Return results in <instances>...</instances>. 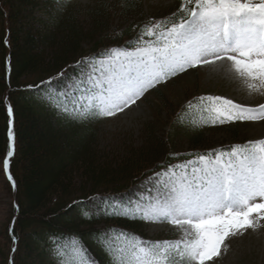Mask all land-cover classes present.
I'll return each instance as SVG.
<instances>
[{
	"label": "trees",
	"instance_id": "trees-1",
	"mask_svg": "<svg viewBox=\"0 0 264 264\" xmlns=\"http://www.w3.org/2000/svg\"><path fill=\"white\" fill-rule=\"evenodd\" d=\"M77 5L73 0H0L1 165L10 143L13 151L11 180L5 176L13 201L2 232L1 264H37L35 252L40 264H60L57 247L72 238L82 243L92 264H111L101 240L112 230L149 242L145 219L130 214L140 180L195 156L250 143L241 120L212 123L207 113L186 114L190 101L208 96L189 84L188 76L198 69L191 68L151 91L154 117L144 123L140 145L116 140L117 154L103 149L104 117L73 118L55 106L54 98L65 93L86 61L112 49L134 48L150 23L185 17L179 12L181 0L174 9L145 19L143 0ZM174 81L186 99L168 106L165 89L170 92ZM216 131L226 135V146H213L207 133Z\"/></svg>",
	"mask_w": 264,
	"mask_h": 264
},
{
	"label": "snow or ice",
	"instance_id": "snow-or-ice-1",
	"mask_svg": "<svg viewBox=\"0 0 264 264\" xmlns=\"http://www.w3.org/2000/svg\"><path fill=\"white\" fill-rule=\"evenodd\" d=\"M179 12L184 19L147 25L133 51L112 49L86 61L90 70L75 91L54 98L55 106L73 118L111 117L166 78L225 59L249 90L264 88V0H181ZM186 108V114L207 113L212 123L264 119V105L245 108L218 96L198 97ZM7 111L11 117L10 106ZM8 136L11 142V130ZM157 176L156 195L130 214L187 225L184 239L146 242L112 230L101 240L111 264H209L229 237L264 221V140L201 155ZM57 255L60 264H92L75 238L59 244Z\"/></svg>",
	"mask_w": 264,
	"mask_h": 264
},
{
	"label": "rangeland",
	"instance_id": "rangeland-1",
	"mask_svg": "<svg viewBox=\"0 0 264 264\" xmlns=\"http://www.w3.org/2000/svg\"><path fill=\"white\" fill-rule=\"evenodd\" d=\"M73 1L78 4L77 6L80 9H84L88 6H92L96 0ZM176 2L177 0H143V19L148 17L155 18L160 16L161 12L165 13L169 9H174ZM116 23L120 25L121 21ZM133 50L134 49L128 51ZM196 68H198L197 72L188 76V82L191 85H197L198 92L213 97L218 96L232 100L235 104L245 108H259L261 105H264V88H261L259 91L249 90L245 82L238 78L231 70V64L226 59L219 60L215 64L197 66ZM89 70V66L85 63L81 68L79 76L69 79L65 93L70 90L75 91L72 86ZM174 77L175 76H173L171 80H173ZM152 88L144 92L134 104H130L123 111L118 112L114 116L105 117L100 126V141L103 149H108V151L117 154L119 151L118 146L121 142H131V144L140 145L144 141V123L151 121L154 117V104H152L153 99L150 95ZM165 91L167 93L166 98L170 100H168V106L172 104L176 105L180 101L186 99L181 98L182 88L178 82H172L170 92L167 88ZM167 114L168 109L162 113L163 119L167 118ZM167 120L168 118L165 119V122ZM162 127L163 125H160L159 130H161ZM243 132L247 135L249 141L256 142L264 140V119L243 120ZM207 135L209 138H212L211 140L215 148L223 147L228 144L226 142V135L221 131L209 132ZM116 140L120 141V143ZM184 145L186 146L187 143H184ZM197 159L198 158H194L191 161H196ZM182 164H185V162ZM168 169L169 168H165L150 174L134 186L135 208L140 204L148 203L151 198L156 195V184L158 182L157 174H162ZM3 170L5 172L4 164H0V244L3 240L2 232L4 227L8 225L11 218V203L13 201L9 186L5 180L8 176ZM148 177L154 179L152 183L144 185L142 188H137V186ZM95 202L96 205H98L99 201L96 200ZM259 202V199L254 201V203ZM145 223L148 235L147 239L150 242H175L182 240L184 239L183 233L188 227L187 225L178 227L176 225L158 223L146 219ZM260 225L261 226L257 227L255 231L248 230L244 235L229 237L225 241V246L222 247L221 254L217 258H214L213 261L209 262V264H264V221H260ZM37 246L38 245L35 247ZM23 254H25V252H23ZM32 259L37 264H40L41 260L40 258L38 259L36 252Z\"/></svg>",
	"mask_w": 264,
	"mask_h": 264
},
{
	"label": "bare ground",
	"instance_id": "bare-ground-1",
	"mask_svg": "<svg viewBox=\"0 0 264 264\" xmlns=\"http://www.w3.org/2000/svg\"><path fill=\"white\" fill-rule=\"evenodd\" d=\"M153 176H151V177H153ZM151 177H148L147 179H145L140 185L137 186V188H142L144 185L151 184L152 181L154 180Z\"/></svg>",
	"mask_w": 264,
	"mask_h": 264
}]
</instances>
